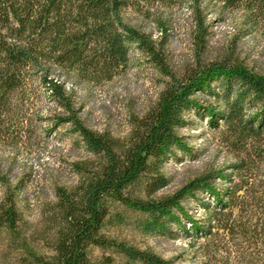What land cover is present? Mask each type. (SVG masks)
<instances>
[{"label":"trees","instance_id":"16d2710c","mask_svg":"<svg viewBox=\"0 0 264 264\" xmlns=\"http://www.w3.org/2000/svg\"><path fill=\"white\" fill-rule=\"evenodd\" d=\"M187 1L193 60L175 73L167 68L168 34L154 39L124 15L132 10L164 24V12ZM216 1L220 13L243 12L244 35L264 21V0ZM207 15L203 0H0V144L22 141L27 106L39 84L61 112L55 127L71 124L90 155L73 164L77 182L55 189V201L44 206L33 230L23 228L21 182L13 186L0 172L5 188L0 233L19 264H170L152 250L113 238L109 226L127 223L124 211H129L140 216L136 225L145 234H167L180 223L176 211L182 202L198 192L210 194L215 205L203 204L206 219L202 225L194 222L192 232L184 227L186 235L222 243L224 251L235 253L236 264H264V75L244 65L233 50L206 58ZM133 47L168 79L157 101L132 118L126 138L86 127L74 108L70 79H113L128 64ZM199 94L213 97L221 108L203 106ZM191 114L207 117L213 129L224 125L226 141L239 154L234 174L209 171L174 194L159 195L170 183L166 164L178 160L179 151L190 155L180 131L192 124ZM217 178L229 185L217 190ZM221 249L209 247L202 264H211Z\"/></svg>","mask_w":264,"mask_h":264},{"label":"rangeland","instance_id":"374dc122","mask_svg":"<svg viewBox=\"0 0 264 264\" xmlns=\"http://www.w3.org/2000/svg\"><path fill=\"white\" fill-rule=\"evenodd\" d=\"M203 1L207 5L208 22L211 24L206 58L221 57L233 50L234 56L244 65L264 75V21L244 35L243 12L228 10L220 13L216 0ZM189 6L190 2L187 1L164 12L167 18L164 24L144 18L132 10L124 15L128 23L151 34L154 39L168 34L167 68L175 73H181L193 60ZM167 80L160 68L133 47L128 64L113 79L103 83H83L70 79V92L73 94L74 108L79 110L78 117L86 127L126 138L132 128V118L147 112L157 101ZM34 92L27 106L29 113L24 122L26 130L22 141L18 144H0V172L13 186L21 182L18 201L26 230L39 226L44 206L55 201L57 187H71L77 182L73 164L90 157L71 124L55 127V117L61 112L45 88L36 84ZM196 99L205 107H220L213 97L199 94ZM190 120L192 124L180 131L190 155L179 151V159L166 164L164 174L170 183L159 195L174 194L209 171L234 174L232 165L239 160V154L226 141L224 125L221 124L220 129H213L207 117L200 118L195 114L190 115ZM262 166L261 178L264 181V160ZM228 185L219 178L213 183L217 190H223ZM4 191V186L0 184V201ZM203 204L214 206L215 201L210 194L198 192L195 197L182 202V210L176 211L180 223L173 224L164 235L151 236L139 230L136 221L140 216L129 211H124L128 222L109 226L108 234L140 249L152 250L170 264H202L206 260L205 252L213 246L214 249L222 246V249L211 260L207 258L211 264H236L235 253L230 255L231 252L224 251L222 243H209V238L186 235L183 231L185 227L192 232L194 222L203 224L207 217ZM101 254L97 251L95 257L100 258ZM3 263L19 264L16 254L7 247L6 234L0 233V264Z\"/></svg>","mask_w":264,"mask_h":264}]
</instances>
